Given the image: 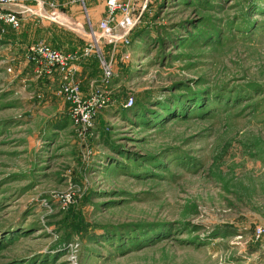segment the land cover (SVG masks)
Masks as SVG:
<instances>
[{"label": "rangeland", "instance_id": "1", "mask_svg": "<svg viewBox=\"0 0 264 264\" xmlns=\"http://www.w3.org/2000/svg\"><path fill=\"white\" fill-rule=\"evenodd\" d=\"M33 5L22 22L98 34L79 3ZM132 10L91 134L0 32V264H264V0ZM171 98L182 114L159 116Z\"/></svg>", "mask_w": 264, "mask_h": 264}, {"label": "built area", "instance_id": "2", "mask_svg": "<svg viewBox=\"0 0 264 264\" xmlns=\"http://www.w3.org/2000/svg\"><path fill=\"white\" fill-rule=\"evenodd\" d=\"M104 3V16L97 22L98 34L92 30L93 41L85 43L80 49L64 51L52 47L44 42L29 44L24 52L27 63L34 64V72L39 77L58 75L57 93L68 105V113L79 134H91L95 119L102 108L109 106L111 95L107 86L114 75V60L122 48L131 43V33L136 24L132 3L134 0H100ZM85 7V0H70ZM40 5H43L40 2ZM24 0H0V32L5 28L14 31L21 26L19 14L30 10ZM109 46L110 54L102 50L101 44ZM96 53L101 66V78L98 86L92 88L88 95H84L78 82L74 78L75 62L89 58ZM126 50L124 57H127ZM122 55V56H123ZM40 96V94H38ZM64 207L73 200V194L67 192L60 196ZM263 228L257 226L256 237L262 234Z\"/></svg>", "mask_w": 264, "mask_h": 264}, {"label": "crops", "instance_id": "3", "mask_svg": "<svg viewBox=\"0 0 264 264\" xmlns=\"http://www.w3.org/2000/svg\"><path fill=\"white\" fill-rule=\"evenodd\" d=\"M28 6H34L33 2L36 1L37 5H40V2L43 4H46L47 1L54 2L56 5L55 7L57 9L65 10V12L77 9V7L74 5V3H71L70 0H24ZM24 2V4H26ZM32 3V4H31ZM26 4V5H27ZM86 9L89 10V17L94 20L96 23L98 20L103 16L102 13L105 11L104 3L100 0H86L85 4ZM90 19V20H91ZM35 19H32L31 21L22 22L21 21V28L14 31L15 33H10L9 38L7 37V41L10 44L16 45L17 50L20 51V56H24V52L26 47L29 44L36 43V42H44L52 47L62 49L64 51H73L76 49H80L82 47L81 44H78L76 38L74 35H71L69 32H66L64 30H61L58 26L55 24L49 25L46 27H41L38 23L34 22ZM45 29L47 31L54 32L57 36L55 37H45ZM8 30H12L10 28H5L3 32H6ZM50 33V32H48ZM12 46V45H11ZM30 68L32 69L31 64H28ZM92 67L94 68V65L92 66L89 61H86L85 59H81L74 64V78L78 82L81 91L84 95H88L92 88H95V86H98V77L91 79L89 76L90 70L92 71ZM59 76L53 75L49 77H41L39 82H37V85L39 88H44L45 90H49L52 87L54 88L55 84L57 83V80ZM39 79V78H38ZM58 86V84H57ZM64 102V101H63ZM66 106L67 103L64 102ZM68 108V107H67Z\"/></svg>", "mask_w": 264, "mask_h": 264}, {"label": "trees", "instance_id": "4", "mask_svg": "<svg viewBox=\"0 0 264 264\" xmlns=\"http://www.w3.org/2000/svg\"><path fill=\"white\" fill-rule=\"evenodd\" d=\"M200 97H196V99H199ZM186 101V100H185ZM165 103H166V105L167 106H164L163 105V103H162V101H157V106H159V108L158 109H156L157 111H158V115L159 116H163V115H165V114H167L168 116H170V114H176L177 112H179V111H181L180 113H178L179 115L180 114H182V112H183V110H181L182 108L180 107V108H176V110L175 111H173L172 110V108H173V106H172V103H173V100H172V98L171 99H168V101H165ZM110 105V104H109ZM145 109H147V110H149V111H147V110H145ZM153 108H150V107H146V108H144V111L143 112H146V114L144 113V115L143 116H149V115H147V114H151V112H156L155 110H152ZM155 109V108H154ZM151 110V111H150ZM137 112H138V114H140V109H139V111L137 110ZM160 113V114H159Z\"/></svg>", "mask_w": 264, "mask_h": 264}]
</instances>
